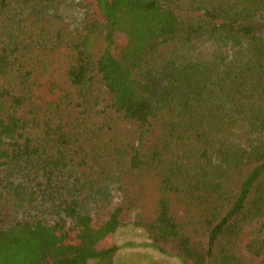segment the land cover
<instances>
[{
    "label": "trees",
    "instance_id": "16d2710c",
    "mask_svg": "<svg viewBox=\"0 0 264 264\" xmlns=\"http://www.w3.org/2000/svg\"><path fill=\"white\" fill-rule=\"evenodd\" d=\"M61 1L0 0V222L9 204L36 210L0 225V264H115L123 207L106 180L143 169L159 178L153 217L132 220L149 245L182 264H264V0H95L102 19L84 0L68 86L42 101L61 41L22 10ZM86 129L115 134L117 172Z\"/></svg>",
    "mask_w": 264,
    "mask_h": 264
},
{
    "label": "rangeland",
    "instance_id": "374dc122",
    "mask_svg": "<svg viewBox=\"0 0 264 264\" xmlns=\"http://www.w3.org/2000/svg\"><path fill=\"white\" fill-rule=\"evenodd\" d=\"M88 1L92 5L91 7L96 10L98 19H102L94 4L95 0ZM86 9L84 0H62L51 6L38 5L37 3L24 6L22 11L26 19V27H28L31 20L37 19V22L33 24L35 31L42 30L46 32L50 30L53 34L58 32L61 41L58 52L45 60L50 63L51 71L39 77L40 88L37 92L39 100L56 99L59 95V88L68 86L64 75V65L66 62L64 52L66 47H69L70 43L80 34L78 27L86 15L85 12L89 11V9ZM122 44V39L115 38V51H119ZM89 45L94 54L99 55L104 48V40L101 36L94 35L90 39ZM123 129V136L128 135L127 130ZM78 132L82 133V137H80L82 138L81 142L88 148L99 150L100 147H105L106 155L103 163L110 165L115 142L109 139L115 134L107 129L97 131L86 129ZM110 167L117 172L116 167L111 165ZM158 181L159 178L153 169H143L140 171L125 170L120 174V177H117L116 174L114 181L110 182L108 179L106 180L109 186L113 183L109 187L111 194L110 192L107 194L109 203L110 198L114 196L115 202H122L121 205L123 207L121 215L124 221L123 225L118 227L113 234V240L119 245V249L115 255V264H182L181 260L177 257L161 253L149 245L144 230L132 223L134 218L149 221L153 217L156 200L159 196ZM177 206L178 208L180 207L179 205ZM110 208L108 205L105 207L106 210ZM6 210L8 214L3 222H0V225L13 224L16 220L25 218L28 211L31 214H36L34 208L28 210L25 207L13 206L11 204L7 205ZM92 210L91 208L90 211ZM106 218L107 211L101 213L95 212L92 215L93 226H99ZM43 219L48 221L46 217Z\"/></svg>",
    "mask_w": 264,
    "mask_h": 264
}]
</instances>
